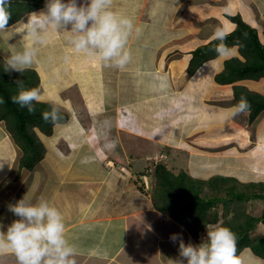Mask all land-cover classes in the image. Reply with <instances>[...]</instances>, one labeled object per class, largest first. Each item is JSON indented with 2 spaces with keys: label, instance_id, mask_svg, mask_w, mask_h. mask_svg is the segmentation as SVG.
<instances>
[{
  "label": "crops",
  "instance_id": "crops-1",
  "mask_svg": "<svg viewBox=\"0 0 264 264\" xmlns=\"http://www.w3.org/2000/svg\"><path fill=\"white\" fill-rule=\"evenodd\" d=\"M168 2V0H166V3L163 2L166 6L161 10L160 21L162 23L163 21L167 22L171 18L173 19L172 22L179 21L175 11L177 7L168 5ZM189 9L186 8L181 16L188 18L189 22L194 18L199 19L190 15ZM25 18L29 20L30 14ZM210 18L212 16L208 14L207 20ZM202 19H206V17ZM23 20H21V23L27 22V20L26 22H23ZM168 24L170 25V23ZM225 24V21H223L221 25L225 26ZM230 24V30L235 28L236 24ZM225 27L221 29L223 30ZM18 28L20 30V27ZM195 30L190 23L177 32L184 34V36L193 35L192 37L195 39L196 33H198L194 32ZM229 31L224 29V32ZM171 32L173 35L176 33L175 30H171ZM207 32L201 29L200 34L203 33L206 36L205 33ZM164 33L166 34L165 31ZM212 38L213 36L210 40ZM152 55L153 58L150 60ZM146 59H148L146 62L145 60L140 62V72L138 71V76L141 78L138 83L140 89L135 99L122 100V103H117L113 99L107 103L108 108L96 106L92 99L89 100L96 106L94 109L86 106L89 102L85 104L88 110L92 109L91 112L89 111L92 118V129H96L94 127L98 125L100 127L97 137L98 144L93 145L98 150V157L93 152L88 154V159L86 158L87 155H84V158L90 164V168H82L80 165L75 164L76 155L69 161L64 160L59 169L61 175L58 174L60 179L58 182L62 187H58L54 183L56 178L49 176L36 181L41 174H37L36 171V176L31 178L30 175L33 170L21 168V148L17 150L12 136L6 130L5 122H0V189L2 190L0 201H9L8 204H0V223L4 226L0 230L6 231L7 226L18 219L8 210V206L15 204L27 194V197L33 202L40 197H44L50 205L55 206L62 213L66 226V238L77 251L74 257L76 264H147L144 262L145 260L140 259V256L150 248L149 245L146 244L145 249L138 246V256L135 257L137 229H144L149 232L148 240L150 243L154 233L157 237L165 240L169 239L166 244L171 243L173 246L171 257L168 258L170 264H173L172 261L180 259L179 241L173 242L170 239L173 234H179L185 244L198 245L187 225L178 222L168 213L157 210L153 201L146 197V193L137 189L134 182L137 178L134 171L137 170L132 166V161L128 157L124 158L125 160L118 157L119 161L117 162L124 163L115 167L111 163L115 160L112 157L114 155L109 156V154L123 153L121 145L118 143V137L119 134L125 133L128 135L129 133L135 137L149 139L146 146L150 145L154 150H160L159 153L168 154L174 165L176 163L177 166L179 165V162L174 160L176 157L174 150L196 156L191 158L190 166L184 165L181 168H195V170L203 171L202 174L193 172L195 174L194 176L191 175L193 178L199 177L196 179L208 180L218 175L235 177V174L223 172L228 169V165L246 166L251 164L256 156L255 153H258V155L263 153L261 155L264 158V111L253 122L250 121L249 111L232 117L231 112L236 105L232 85L219 84L214 81V75L224 68L225 58L222 56L208 61L200 67L202 70L199 75L195 72L192 76L187 71L190 61L186 57L176 60L169 67L170 69L164 67V61L161 63L163 59L159 61V66L154 64L156 50H150L149 57ZM84 61L87 62V66L91 64V61L93 64H98L95 58L85 57ZM259 81H264V78L255 81L246 79L241 83L248 84L247 86L250 89H259L257 86L261 84L260 90L264 92V82L257 83ZM130 84L133 85L132 78ZM86 86L89 91L91 85ZM228 99H232V103H228ZM62 102L68 109L67 111L74 115L72 121H75L76 116L82 113L81 109L84 105L78 101L75 104L70 103L67 99ZM109 108L115 109V111L110 113ZM130 113L133 115L132 118H128ZM76 120L87 126L86 121L83 122L80 118ZM95 121L97 124H95ZM232 125H234L232 129H229L228 127ZM214 127L217 132L211 133L210 130H213ZM243 136L244 138H240ZM87 138V134H85L80 139L76 138L75 143L79 144L80 142L82 146H86L84 142ZM40 139L42 138L40 137ZM109 141L117 143L114 150H108L105 147V144ZM233 141L238 142V144L230 145ZM192 142L199 143V146L195 147L194 151H189L186 148L188 145H192ZM44 143H46L47 148H52V143L49 141ZM249 144L251 145L249 146ZM244 147H247L245 153L248 152V156L242 157L241 149ZM130 149H134V147ZM55 157L56 155H51L52 161ZM137 161L139 162L137 165L135 164L137 169L147 167V160L137 158ZM167 162L166 160L165 163L167 164ZM41 163L34 169L40 166ZM167 167L174 170L168 165ZM25 170V174L30 177V180L24 181L21 179L20 172ZM115 170H118V172H114ZM11 174H14L13 184L9 181ZM102 176L106 179L102 183H98ZM7 180L8 184L6 183ZM5 185H7L6 188H4ZM208 187L206 186V188ZM70 191L73 194H70ZM126 196L128 200L130 199L129 202L131 203L129 205L134 206V209H129L127 213H123L117 210V203L119 201L124 202ZM142 200L146 201L142 203ZM135 205L136 207L143 206L148 211H137ZM143 216L151 219V222L148 223L142 218ZM139 221L142 222L140 228H138ZM256 229L260 231L257 233ZM256 229L253 232L254 236L264 234V225H259ZM154 245H156L155 242ZM238 258L241 264H264V259L256 255L249 247L245 248ZM8 263L17 264L14 254L10 252L0 254V264Z\"/></svg>",
  "mask_w": 264,
  "mask_h": 264
},
{
  "label": "rangeland",
  "instance_id": "rangeland-1",
  "mask_svg": "<svg viewBox=\"0 0 264 264\" xmlns=\"http://www.w3.org/2000/svg\"><path fill=\"white\" fill-rule=\"evenodd\" d=\"M168 1V5L170 4L174 7H177V10H175L176 8L174 9L177 14V19L179 20L177 22H172V18L169 20H167L166 18L167 22L163 21L162 23V21H160L162 15L161 10H163V7L166 6L163 4V2L166 3V0H113L112 10L117 14H123L131 18L134 23L135 29H139V34H137L134 29L133 34L129 38L128 48L131 51L132 59L130 63L123 69L107 67L99 60H97L98 64H93L91 61V64L87 66V62L84 61L85 57L82 55L75 54L70 48V46L67 44L66 33H64L62 30L49 29L47 33L44 34V42L36 45L37 57L31 67L36 69L40 75V85L38 87V89L40 90V99L49 101L53 105L57 106L60 110L65 111L66 113L69 112L67 111L68 109L65 107V104L62 101L67 99L68 102L74 104L78 101L79 103L84 105V107L83 109H81L82 113H79L76 116V119L80 118L83 120V122L86 121L87 126L82 125L83 123L78 122L76 119L75 121H72L74 119V115H71L69 113V121H66L65 123H60L59 126L53 127V134L50 135V137L45 133L41 132L38 128H36L37 133L39 131L38 135L40 134L39 136L43 139L44 142L49 141L50 143H52V148L49 149L46 147V158H44L40 166H38L36 169H32L33 171L30 175L31 178H34L36 176L35 172L37 171V174L41 175L37 177L36 181H40L41 178L51 176V178H56L54 180V183L58 185V187H62L59 185L58 182V180L60 181L58 176V174H60L59 169L64 163V160L67 159V161H69L73 159L75 155L77 157V161L74 160L75 164L80 165L82 168H90V164L87 161L89 156L88 154L93 152L95 153V156L98 157V150L97 148H95V146L93 147V145L98 144L97 137L99 135L98 131L100 127L98 125L94 127L96 129H92V118L89 115V111L91 112L92 109H94L96 106L107 107V103L113 99H115L117 103H122V100L125 101L135 99L138 96L137 92L140 89V85H138L141 79L138 76V73L140 72V62L142 60H145V62L148 60L146 58L149 57L150 50H156V59L153 62L157 66H159V61L161 59H163L161 60V63L164 61L165 68H169L172 64H174L176 60H180V58L183 59L186 57L190 61L193 49L209 41L217 28L221 29L227 25V27H225L224 29H228L229 31L231 25L230 23L236 24L234 21L231 20L230 16L232 17L239 15V12L241 11L244 14L246 12L250 14L251 18L255 21V23H252L254 24L253 27H255L259 31L261 39L264 42V0ZM80 2L81 0H78V3ZM186 8H190V15L196 16L199 19L194 18L191 20V22H189L188 18H183V16H181V13H183ZM243 8L245 9V11H243ZM41 11H43V9L36 10L32 13H40ZM208 14L212 16V18H210L209 20H207ZM204 17H206V19H202ZM222 19L226 23L225 26L221 25L223 22ZM26 20L27 19L25 18L23 22H26ZM168 23H170V25ZM190 23L196 29L194 32H198L196 33L195 39L192 37L193 35L184 36V34L177 32L179 29H183L184 26ZM25 25L26 23H21V21H17L15 24L8 27L7 31L0 32V55L4 59L7 60L13 51L21 50L23 47L31 46L33 44V41L29 37L23 35ZM18 27H20V30ZM201 29H203L204 32L208 31L207 33H205L206 36L203 33L202 35L200 34ZM171 30H175L176 33L173 35ZM164 31L166 32V34L164 33ZM237 53V50L233 49V53L231 55ZM222 57L227 58L229 56ZM152 58L153 55L150 57V60ZM131 78L133 85L130 84ZM261 82L264 81H259L257 83ZM86 85H91V87H89V91L85 89ZM257 87L261 89V84H259ZM89 99H92L95 102L96 106L91 103ZM228 101V103H232V99H228ZM85 104L87 107H90L92 109L88 110ZM114 111L115 109H110L109 112L112 113ZM132 117V113L128 114V118ZM95 124H97L96 121ZM4 125L6 126V124ZM233 126L234 125L228 128L232 129ZM215 127L217 128V126ZM215 127L213 130H210L211 133L217 132V129H215ZM85 134H87L88 137L84 142L86 146H82V143L80 142L79 144H76L75 139H80ZM240 138H244V136ZM148 141L149 139L135 137L130 135L129 133L128 135L122 133L121 135L119 134L118 143L121 145L123 153L120 152L116 154H109V156L114 155L112 157H114L115 160H113V162L111 163L114 164L115 167H118V165L120 166L122 163H124L117 162L119 161L118 157H121V160H125L124 158L128 157L132 161V166L135 168V170H137L134 171L135 174H137L139 177L146 173L149 175V186H146L148 190L145 189L144 191H142L141 189L137 188L141 192L146 193L145 195L148 199H153L152 195L157 187L156 178H154V166L158 162L165 163V161L167 160L168 162L167 164L165 163V165H168L170 168H174V170H171L176 175L180 174L183 171L192 176L199 173L202 174L203 171L195 170V168L181 169L182 167H184V165L190 166L189 163L191 158L196 156H190V154L188 153L181 152L179 150H174V155L176 156L174 160L179 162V165L177 166V163L175 165L172 164L173 161L171 160V157L168 154L159 153L160 150L156 151L152 147H150V145L146 146ZM237 144L238 142L234 141L230 143V145ZM250 145L251 144H249V146ZM16 146L17 150H19V146L17 144ZM198 146L199 143L192 142V145H188L186 149H188L189 151H194L195 147ZM133 147L134 149H130ZM246 148L247 147L241 149L242 157L248 156V152L245 153ZM67 149L71 150L68 151ZM51 151L53 152L51 153ZM20 152H22V150ZM261 154L258 155V153H255L254 155L256 156L251 164H247L246 166H237L236 164H230L227 166L228 169L223 171L225 173L235 174V177H237L238 179L241 178L237 175V172H240L247 177L246 179L239 180V188H237L238 190H247L245 185H249V183L252 181L256 183L264 182V159L261 160L259 158ZM51 155H56L53 161L51 159ZM84 155H87V159L84 158ZM137 158L147 160V167L145 166L144 168L137 169L135 167V164L137 165L139 163L137 161ZM177 167L180 168L178 169ZM25 172L26 170L20 172L21 179H23L24 181L30 180V177L25 174ZM14 174H11L9 180L12 184L14 183ZM105 179L106 178L102 176L101 180H98V183H102ZM231 182H233V180H231ZM6 183L8 184V180ZM192 183L195 184L197 191H199L201 182L194 181ZM259 185L260 184H258L256 188L257 190H261V187ZM6 187L7 185L4 186V188ZM249 190L252 189L248 187V191ZM1 192L2 190L0 189V193ZM69 193L73 194L72 191H70ZM1 195L2 194H0V197ZM201 195L204 196L207 200H209L215 197L227 198L228 193L225 189L219 192V194L214 193L211 192L208 187L205 188L204 191H202ZM129 200L126 196V200H124V202L119 201L117 203V210L122 211L123 213H127L129 209L133 210L134 206L129 205L131 203L129 202ZM144 201L146 200H142V203H144ZM8 202L3 200L0 201V204H8ZM135 209L137 211L143 210V212L148 211L143 206L136 207L135 205ZM227 210H229V215L226 217L225 213ZM212 211H217V213L214 215L216 216L215 219L211 221L210 224H220L225 226L226 222L232 219L234 214L246 213L249 216L257 215L256 217H261L264 211V200L260 198L251 200H239L237 198H232V201L231 199H229L228 205H226V201H221L218 199L217 204L214 206V209ZM142 218L148 221V223L151 222V219L147 218L146 216H143ZM141 223L142 222L140 221L138 222V228L141 227ZM259 225H264V222H259L257 226L259 227ZM187 227L192 237H194L193 239L196 241V243L200 244L202 240L206 238L207 231L199 235V230L196 235H193V230H195L197 226L192 224L187 225ZM258 231L260 230H257V233ZM148 233L149 232L147 230L137 229L135 236L137 238L135 257L138 256V248L142 247V249H145V245L147 244L150 246V248L146 252L144 251L145 253L141 254V260H145L144 262H146L147 264H170L171 262L168 261V258L171 257L170 254L171 250L173 249V246L171 243H169V245L166 244L169 239H162L160 237H157L156 233H154L153 239L150 243V241L148 240ZM154 242L156 243V245H154ZM240 253L238 254V256L240 255Z\"/></svg>",
  "mask_w": 264,
  "mask_h": 264
},
{
  "label": "clouds",
  "instance_id": "clouds-1",
  "mask_svg": "<svg viewBox=\"0 0 264 264\" xmlns=\"http://www.w3.org/2000/svg\"><path fill=\"white\" fill-rule=\"evenodd\" d=\"M112 6L113 0H81L80 3L78 0H66V2L65 0H46L45 6L37 9H43V11L29 12L30 19L25 25L23 35L29 37L33 44L13 51L6 60L4 71L23 74L31 68L37 57L36 45L44 42V34L49 29L62 30L66 33L67 44L75 54L95 58L107 67L123 69L132 59L128 41L135 26L131 18L115 13ZM10 7L11 0H0V32L7 31L8 26L13 25H8L12 16ZM29 13L19 21L25 19ZM135 31L139 34V29ZM226 33L220 28L213 33L212 39L219 41L214 48L218 56L227 57L233 53V49L225 43ZM234 49L238 52L234 55H239L238 48ZM201 70L200 68L196 70L197 75ZM14 83L17 94L11 98L12 102L21 108H26L29 113L36 111L35 103L49 102L40 99L38 88L28 89L24 81L20 79ZM252 90L264 96V92L260 89ZM4 102L3 98H0V105ZM250 108L251 105L246 97L242 96L234 106L231 115L238 116L249 111ZM42 119L55 127L59 126L63 117L60 115V109L52 105L49 111L42 113ZM44 145L46 146L45 143ZM105 147L108 150H114L117 143L109 141ZM46 154L47 152L44 158ZM148 176V174L140 177L137 175L134 182L138 189L142 186L144 188L142 191L148 190ZM8 210L18 219L8 225L6 231L0 230V254L9 252L14 254L17 264H76L74 257L77 251L66 238L63 215L44 197L33 202L26 194L15 204H10ZM3 228L4 226L0 224V229ZM205 231H207L206 238L200 244L197 243L198 245L185 244L179 234H173L170 237L173 242L179 241L180 259L172 261L173 264H185V261L186 264H241L236 256L235 234L228 227L208 224L206 229L199 231V235Z\"/></svg>",
  "mask_w": 264,
  "mask_h": 264
},
{
  "label": "trees",
  "instance_id": "trees-1",
  "mask_svg": "<svg viewBox=\"0 0 264 264\" xmlns=\"http://www.w3.org/2000/svg\"><path fill=\"white\" fill-rule=\"evenodd\" d=\"M45 2L46 0H11L9 11L12 16L8 25L19 21L27 13L44 7ZM243 11H245L244 8ZM230 18L236 23V27L229 33L225 32V43L232 49L237 47L239 55H231L224 59V68L214 75V81L219 84L232 85L236 104L242 96L246 97L251 105L250 121H253L264 110V96L241 82L246 79L264 78V42L259 31L253 27L254 24L245 19V14L242 11L239 12V15L230 16ZM218 43L219 41L212 39L192 51L187 68L190 76L208 61L220 57L214 51ZM5 64L6 59L0 55V98L5 101L0 105V122H5L15 143L23 150L20 159L21 168L34 169L46 153V146L40 139L36 128L47 135L53 134L54 126L42 119V113L49 111L53 104L39 101L35 103L36 111L29 113L26 108H21L18 104L13 103L11 98L17 94L14 82L20 79L24 81L26 88H38L40 75L34 68L27 69L23 74L15 71L5 72ZM60 115L63 117L60 123H65L70 119L69 113L63 110H60ZM259 158L264 159L262 156ZM114 172H118V170ZM154 178L157 182L156 190L152 195L155 207L158 210L166 211L181 223L197 226L193 230V235H196L199 230L205 229L206 225L215 219L214 215L217 211L212 210L218 199L226 201V205H228L229 199L232 201V198L239 200L260 198L264 200V182H250L249 185H245L247 190L240 191L237 189L240 180L237 177L218 175L208 180H198L185 171L176 175L163 162L155 164ZM194 181L201 182L199 191L192 183ZM258 184H260L261 190L256 189ZM206 186L210 187L211 192L218 194L224 189L227 190V198L215 197L207 200L201 195ZM248 187L252 190L248 191ZM139 189L143 190L144 188L140 186ZM228 215L229 210L225 213L226 217ZM261 221L264 222V211L261 217L249 216L246 213L234 214L232 219L226 222L225 227H228L236 237L237 257L245 247H250L256 255L264 259V234L253 236L257 224Z\"/></svg>",
  "mask_w": 264,
  "mask_h": 264
},
{
  "label": "bare ground",
  "instance_id": "bare-ground-1",
  "mask_svg": "<svg viewBox=\"0 0 264 264\" xmlns=\"http://www.w3.org/2000/svg\"><path fill=\"white\" fill-rule=\"evenodd\" d=\"M119 10V9H118ZM124 10V9H123ZM121 11V10H120ZM246 14V17H245V19L248 21V22H250V23H255V21L251 18V16H250V14L248 13V12H246L245 13ZM87 86H85V89L87 90V88H86ZM260 155V154H259ZM261 156H263V155H261ZM237 175L241 178V179H246L247 177L244 175V174H242V173H240V172H237ZM12 259V258H11ZM3 260V259H2ZM5 260V259H4ZM14 260V259H13ZM9 264V263H8Z\"/></svg>",
  "mask_w": 264,
  "mask_h": 264
}]
</instances>
